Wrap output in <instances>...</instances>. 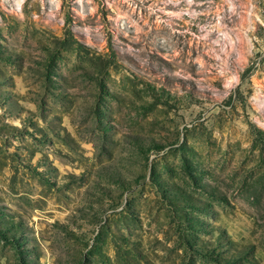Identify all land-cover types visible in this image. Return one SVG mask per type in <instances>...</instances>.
Segmentation results:
<instances>
[{"label":"rangeland","instance_id":"1","mask_svg":"<svg viewBox=\"0 0 264 264\" xmlns=\"http://www.w3.org/2000/svg\"><path fill=\"white\" fill-rule=\"evenodd\" d=\"M0 264H264V0H0Z\"/></svg>","mask_w":264,"mask_h":264}]
</instances>
